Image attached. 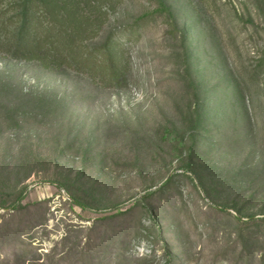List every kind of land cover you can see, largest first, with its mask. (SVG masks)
<instances>
[{"label": "rangeland", "instance_id": "374dc122", "mask_svg": "<svg viewBox=\"0 0 264 264\" xmlns=\"http://www.w3.org/2000/svg\"><path fill=\"white\" fill-rule=\"evenodd\" d=\"M163 2L0 0V258L264 264V0Z\"/></svg>", "mask_w": 264, "mask_h": 264}, {"label": "trees", "instance_id": "16d2710c", "mask_svg": "<svg viewBox=\"0 0 264 264\" xmlns=\"http://www.w3.org/2000/svg\"><path fill=\"white\" fill-rule=\"evenodd\" d=\"M156 13H165L169 19L173 18V14H172L171 10L163 2V0H157V5L154 9H152L148 12L147 11L144 12L143 14L138 16L135 20L140 21V20L148 19L149 16H151L152 14H156ZM12 209L19 210L21 208L19 207V205H12ZM21 255L23 256V258H20V255H17V254H14V258H12V259L10 257H7V256L0 258V264H16V263L18 264V262H19V264H27V263L29 264V262L31 260H33V259L36 260L35 257L28 258L26 255H24V253H21ZM16 259H18V260H16ZM21 259H23L25 261H23Z\"/></svg>", "mask_w": 264, "mask_h": 264}]
</instances>
